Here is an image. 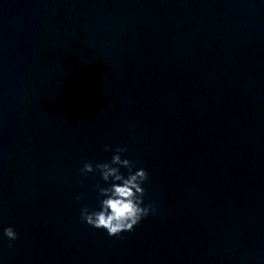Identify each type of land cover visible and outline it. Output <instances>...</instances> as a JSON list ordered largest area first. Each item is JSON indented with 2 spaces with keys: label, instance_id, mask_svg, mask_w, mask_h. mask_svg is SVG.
I'll list each match as a JSON object with an SVG mask.
<instances>
[{
  "label": "water",
  "instance_id": "95a60500",
  "mask_svg": "<svg viewBox=\"0 0 264 264\" xmlns=\"http://www.w3.org/2000/svg\"><path fill=\"white\" fill-rule=\"evenodd\" d=\"M117 147L155 211L112 237ZM0 264H264V0H0Z\"/></svg>",
  "mask_w": 264,
  "mask_h": 264
},
{
  "label": "clouds",
  "instance_id": "9594fccd",
  "mask_svg": "<svg viewBox=\"0 0 264 264\" xmlns=\"http://www.w3.org/2000/svg\"><path fill=\"white\" fill-rule=\"evenodd\" d=\"M105 151H111V146L105 145ZM126 147H117L115 154L109 162L85 163L80 170L82 174L99 171L102 180L109 183L108 187L96 185L100 200L99 208L89 210L87 206L81 209V219L89 226L104 229L109 236L119 237L122 232L134 231L136 225L146 218L155 209L151 204H144L145 189L142 185L149 179L148 172L140 168L133 171L135 162L127 158L122 159V154L127 152ZM121 167L128 170L125 176ZM81 199L77 196V200ZM3 235L9 241L18 239V233L12 226L3 228Z\"/></svg>",
  "mask_w": 264,
  "mask_h": 264
}]
</instances>
